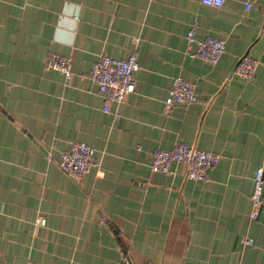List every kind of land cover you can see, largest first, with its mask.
<instances>
[{"label":"crops","instance_id":"crops-1","mask_svg":"<svg viewBox=\"0 0 264 264\" xmlns=\"http://www.w3.org/2000/svg\"><path fill=\"white\" fill-rule=\"evenodd\" d=\"M192 28L225 40L217 64L187 52ZM133 53L136 90L106 111L92 66ZM245 55L252 78L236 73ZM178 75L200 99L166 110ZM73 141L95 148L81 181L59 165ZM177 142L221 154L207 180L152 171ZM261 167L264 0H0V264H264Z\"/></svg>","mask_w":264,"mask_h":264},{"label":"built area","instance_id":"built-area-1","mask_svg":"<svg viewBox=\"0 0 264 264\" xmlns=\"http://www.w3.org/2000/svg\"><path fill=\"white\" fill-rule=\"evenodd\" d=\"M203 4L221 7L225 0H201ZM247 8L251 2H247ZM187 52L197 58H201L211 64H217L226 52L224 39L208 35L199 38L196 29L192 28L187 33ZM258 62L249 55L243 56L237 66L236 73L244 78H252L255 75ZM47 68L62 71L67 79L73 77L71 59L58 54L48 57ZM139 63L135 53L128 58H116L108 54H101L91 69V76L97 83L102 96L107 100L105 110H111V103L122 102L129 94L136 90V71ZM196 85L183 75L174 77L173 84L165 100L166 110L172 109L178 104H192L199 100ZM221 159V154L198 148L187 142H177L170 149L158 148L155 150L151 167L153 172H172L175 163L184 164L187 168V177L197 181H205L210 176V170ZM95 148L82 141L71 142L68 149L61 152L59 165L61 169L81 181L94 165ZM254 210L252 218L259 216L260 209L264 206V168L257 170L255 175L254 190L252 192ZM38 222L46 224V218L40 217ZM253 242V239H249ZM26 264H43L40 261L29 259ZM118 264H131L127 259H122Z\"/></svg>","mask_w":264,"mask_h":264},{"label":"rangeland","instance_id":"rangeland-1","mask_svg":"<svg viewBox=\"0 0 264 264\" xmlns=\"http://www.w3.org/2000/svg\"><path fill=\"white\" fill-rule=\"evenodd\" d=\"M200 99V98H199ZM165 174H167V173H165Z\"/></svg>","mask_w":264,"mask_h":264}]
</instances>
